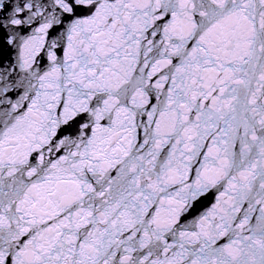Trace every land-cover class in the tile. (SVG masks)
Here are the masks:
<instances>
[{"label":"snow or ice","instance_id":"obj_1","mask_svg":"<svg viewBox=\"0 0 264 264\" xmlns=\"http://www.w3.org/2000/svg\"><path fill=\"white\" fill-rule=\"evenodd\" d=\"M0 264H264V0H0Z\"/></svg>","mask_w":264,"mask_h":264}]
</instances>
